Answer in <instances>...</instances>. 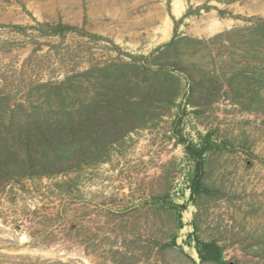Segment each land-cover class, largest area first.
<instances>
[{"label": "rangeland", "instance_id": "obj_1", "mask_svg": "<svg viewBox=\"0 0 264 264\" xmlns=\"http://www.w3.org/2000/svg\"><path fill=\"white\" fill-rule=\"evenodd\" d=\"M66 1L0 0V264H264V12Z\"/></svg>", "mask_w": 264, "mask_h": 264}, {"label": "bare ground", "instance_id": "obj_2", "mask_svg": "<svg viewBox=\"0 0 264 264\" xmlns=\"http://www.w3.org/2000/svg\"><path fill=\"white\" fill-rule=\"evenodd\" d=\"M118 1L119 0H89V2L92 4L93 9L95 8L93 10V12L97 11L99 13L104 12V11L108 12L111 10H116L115 6H117ZM172 1L174 2L173 8H172V13L175 17L179 18L183 15V12H184L182 0H172ZM50 4H53V3H50ZM69 4H68V7L71 8L70 9L71 11H73L77 7V2L75 0H71ZM251 8H253L252 12H257V13L259 11L264 12V0H253V6ZM116 12H119V11L116 10ZM127 14L128 13L126 12V15ZM119 25H121L122 29H124V30H131V29H133V26H134L132 24V22H129L127 20V18H126V21L125 20L122 21V23L121 24L119 23ZM231 25H232L231 21L227 20V21L220 22L218 17L216 15L212 14L211 16H209L208 21L205 23V27L203 28L204 30H202L200 32H205L207 34L213 35V34H216L218 32H221L222 30H224L227 27L229 28ZM171 27H172L171 19L167 16L165 18V29L163 31L164 36H166V37L169 36ZM86 263H88V260H86Z\"/></svg>", "mask_w": 264, "mask_h": 264}]
</instances>
